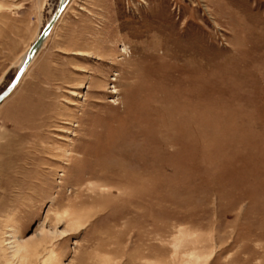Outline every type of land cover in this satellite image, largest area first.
Here are the masks:
<instances>
[{"label": "rangeland", "instance_id": "obj_1", "mask_svg": "<svg viewBox=\"0 0 264 264\" xmlns=\"http://www.w3.org/2000/svg\"><path fill=\"white\" fill-rule=\"evenodd\" d=\"M56 2L0 0V91ZM50 251L264 264V0L69 1L0 103V264Z\"/></svg>", "mask_w": 264, "mask_h": 264}, {"label": "water", "instance_id": "obj_2", "mask_svg": "<svg viewBox=\"0 0 264 264\" xmlns=\"http://www.w3.org/2000/svg\"><path fill=\"white\" fill-rule=\"evenodd\" d=\"M68 0H57L56 5L46 20V22L41 27L39 33L35 37V39L32 41V43L28 46L24 60L21 63V65L16 69L15 73L13 74L10 81L6 84V86L0 91V101L5 98L13 89V87L16 85L18 80L20 79L21 75L23 74L24 70L26 69L29 61L34 57V55L38 52L40 49L42 43L44 42L46 36L48 35L49 31L51 30L52 26L58 19L61 11L63 10L64 6Z\"/></svg>", "mask_w": 264, "mask_h": 264}, {"label": "bare ground", "instance_id": "obj_3", "mask_svg": "<svg viewBox=\"0 0 264 264\" xmlns=\"http://www.w3.org/2000/svg\"><path fill=\"white\" fill-rule=\"evenodd\" d=\"M69 1L70 0H68V2L66 3V5L64 6V8H63V10L61 11V13H60V15H59V17L61 16V14L64 12V10H65V8H66V6L68 5V3H69ZM59 17H58V19H59ZM58 19L56 20V22L58 21ZM55 22V23H56ZM55 23H54V25H55ZM54 25L52 26V28L54 27ZM51 28V29H52ZM51 31V30H50ZM49 31V32H50ZM47 37V36H46ZM42 46V45H41ZM39 51V50H38ZM38 53V52H37ZM36 53V54H37ZM35 54V55H36ZM35 55H34V57H35ZM24 56H25V54L23 55V58L21 59V61H20V63H19V65H18V67L21 65V63L23 62V60H24ZM34 57L29 61V63H28V65H27V67H26V69L24 70V72H23V74L21 75V77H20V79L18 80V82L16 83V85L13 87V89L11 90V92L17 87V85L19 84V82H20V80H21V78L23 77V75H24V73L26 72V70H27V68L29 67V65L31 64V62L34 60ZM10 92V93H11ZM9 93V94H10ZM8 94V95H9ZM7 95V96H8ZM6 96V97H7ZM5 97V98H6ZM5 98H3L1 101H0V103H2V101L5 99ZM57 220V219H56ZM58 221V220H57ZM69 227H71L70 225H69ZM26 246H28L29 248H28V250L26 251V253H25V255H24V257L26 258H28L29 259V257L30 256H32V255H35V256H38L39 255V252H40V250H39V243H33L32 242V244H29V245H26ZM21 247H22V245H21ZM20 248V247H19ZM18 251H19V249H18ZM19 254V253H18ZM53 251H50L49 253H48V258L46 259V263L47 264H50V260H51V258L53 257ZM23 256V255H22ZM27 259V260H28ZM29 261V260H28ZM23 264V263H22Z\"/></svg>", "mask_w": 264, "mask_h": 264}]
</instances>
